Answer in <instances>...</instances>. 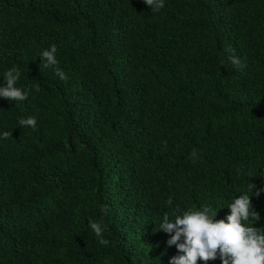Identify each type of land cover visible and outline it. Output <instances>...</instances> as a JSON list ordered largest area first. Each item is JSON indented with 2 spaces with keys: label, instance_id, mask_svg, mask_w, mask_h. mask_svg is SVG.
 I'll list each match as a JSON object with an SVG mask.
<instances>
[{
  "label": "trees",
  "instance_id": "16d2710c",
  "mask_svg": "<svg viewBox=\"0 0 264 264\" xmlns=\"http://www.w3.org/2000/svg\"><path fill=\"white\" fill-rule=\"evenodd\" d=\"M12 68L29 96L0 98V264H170L166 213L225 219L245 192L264 231V0H0V86Z\"/></svg>",
  "mask_w": 264,
  "mask_h": 264
},
{
  "label": "clouds",
  "instance_id": "9594fccd",
  "mask_svg": "<svg viewBox=\"0 0 264 264\" xmlns=\"http://www.w3.org/2000/svg\"><path fill=\"white\" fill-rule=\"evenodd\" d=\"M143 3L152 13L164 7V0H143ZM56 53L57 48L53 44L42 52L41 62L45 68L55 67L56 75L62 80H67V75L58 66ZM228 60L237 68L245 66L235 55H230ZM19 78L20 72L16 68L4 74V86H0V98L16 102L28 99L29 92L16 86ZM19 124L35 130L37 121L35 117L30 116L27 119H20ZM10 136L11 131L3 132L4 139ZM191 155L195 158V150ZM254 187V184H249L250 193ZM259 194L257 191L256 195ZM167 203L171 205V199ZM228 208L230 213L225 219H215L217 212L207 206L199 210L189 209L183 212L177 209L174 220L169 219L166 213L159 225V231L169 234L167 245H175L178 252L182 253L172 257L170 264H198L201 260L207 264L217 256L222 264H264V231L254 226L261 217L254 210L248 192L237 196ZM102 212L104 215L107 214L106 206ZM89 225L98 243L107 245L109 241L103 238V222L89 221Z\"/></svg>",
  "mask_w": 264,
  "mask_h": 264
}]
</instances>
